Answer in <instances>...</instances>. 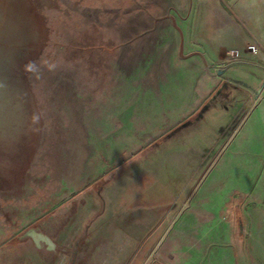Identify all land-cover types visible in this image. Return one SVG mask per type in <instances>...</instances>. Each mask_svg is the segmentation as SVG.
Returning a JSON list of instances; mask_svg holds the SVG:
<instances>
[{"label":"rangeland","instance_id":"374dc122","mask_svg":"<svg viewBox=\"0 0 264 264\" xmlns=\"http://www.w3.org/2000/svg\"><path fill=\"white\" fill-rule=\"evenodd\" d=\"M160 41L215 50L227 142L186 75L156 85ZM31 255L264 264V0H0V264Z\"/></svg>","mask_w":264,"mask_h":264},{"label":"crops","instance_id":"0c3cea01","mask_svg":"<svg viewBox=\"0 0 264 264\" xmlns=\"http://www.w3.org/2000/svg\"><path fill=\"white\" fill-rule=\"evenodd\" d=\"M163 42H159L158 48L155 46H148L145 49L150 69L158 71V83H156V85H158L159 89L167 85L166 77L168 70L175 72L174 75L176 77H179L180 75L181 77H184L186 75L189 78L188 80H190L187 85L195 88L197 92H201V94L197 96L192 94L188 101V103L193 102L195 104H200L197 106V109L200 108L202 112L200 124L209 121V119L212 121L214 119L207 131L220 136V139L223 137L221 141L227 142L231 138V134L234 132L231 127L234 126L235 128L240 125L241 117H238L240 107L236 104H234L233 109L230 106L226 107V102L231 99L230 95H226V90L221 89L218 90L217 93H214L213 88L210 92L205 78L199 77L200 73L204 71V54H208L211 58V56L215 53V50H178L177 47H174L173 50H168L166 43ZM179 45L181 47L183 46V48L185 47L186 49H190L188 39H185L184 41L180 38ZM168 53H170L169 57ZM183 53L185 54L184 57L181 56ZM225 88L226 87L224 86V89ZM162 101V98H160L159 103H162ZM164 102L165 101H163V103ZM166 109V104L160 107L159 119H162V125L164 126L167 125ZM189 109H191L190 106ZM234 110L235 113L232 114ZM172 117L173 118L171 119L175 121L178 120L180 116L175 115ZM33 247L36 251H39L40 249V247L36 245ZM30 257L32 264H50L49 260L44 256L31 255ZM1 264H5V262H2Z\"/></svg>","mask_w":264,"mask_h":264},{"label":"bare ground","instance_id":"6f19581e","mask_svg":"<svg viewBox=\"0 0 264 264\" xmlns=\"http://www.w3.org/2000/svg\"><path fill=\"white\" fill-rule=\"evenodd\" d=\"M33 231H37V230H34V229H33V230H30V231H29V235H30V236H31V233H32ZM42 234H43V233H42ZM31 237H32V236H31ZM49 239H50L51 242L54 244V242L52 241V239H51L50 237H49ZM48 242H49V241H48ZM49 243H50V242H49ZM55 246H56V245L54 244V249H55Z\"/></svg>","mask_w":264,"mask_h":264},{"label":"water","instance_id":"95a60500","mask_svg":"<svg viewBox=\"0 0 264 264\" xmlns=\"http://www.w3.org/2000/svg\"><path fill=\"white\" fill-rule=\"evenodd\" d=\"M31 230H33V229H31ZM34 230H36V229H34ZM30 231V230H29ZM29 231L26 233L27 234V236H29V237H31L30 235H29ZM32 238V237H31ZM35 241V240H34ZM36 243V242H35ZM40 247V246H39Z\"/></svg>","mask_w":264,"mask_h":264},{"label":"built area","instance_id":"2783aa9c","mask_svg":"<svg viewBox=\"0 0 264 264\" xmlns=\"http://www.w3.org/2000/svg\"><path fill=\"white\" fill-rule=\"evenodd\" d=\"M252 49H253L252 51H253L254 53H257V50H256L255 47H253Z\"/></svg>","mask_w":264,"mask_h":264}]
</instances>
